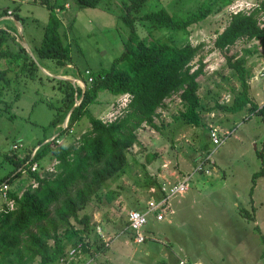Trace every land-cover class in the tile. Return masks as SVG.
I'll list each match as a JSON object with an SVG mask.
<instances>
[{"label":"rangeland","instance_id":"374dc122","mask_svg":"<svg viewBox=\"0 0 264 264\" xmlns=\"http://www.w3.org/2000/svg\"><path fill=\"white\" fill-rule=\"evenodd\" d=\"M201 1L146 0L134 13L136 34L131 39L135 42L155 38L170 40L177 45L185 42L192 45L203 43L191 61L193 67L198 58L204 63L202 74L196 78L199 124L188 125L178 118L182 104L177 94L164 99L163 106L157 109L159 116L154 119L157 124L161 122L163 126L159 131L146 125L138 128V142L128 149L122 172L106 180L104 186L98 190V198L93 197L86 203L84 211L90 215L95 230L100 233L98 225L102 223L105 228L103 238L96 241L97 249L91 248L89 252L74 257L66 264H161L158 261L161 259L170 264L169 251L168 257H163L160 249L149 252L147 256L143 253L151 238L156 236L154 231L146 232L143 229L147 233L145 235L143 231L148 241L145 242L146 245L135 246L131 233L125 228L127 211L144 206L150 196V187L155 186L158 179H173L172 175L184 174L193 167L199 156L211 149L207 140V129L210 127L220 129V132L228 135L211 154L209 173L201 178L194 175L188 182L198 198V204L191 207L190 214V223L199 225L198 230L192 234L194 242L198 249L204 247L208 252H216L214 246L219 247L217 251L220 253L213 255H217L218 260L221 259L219 264H264V257L261 258L264 254V175L255 179L251 193H248L251 174L260 167L255 150L260 147L264 124L257 114L249 111L248 105L235 113L215 106L216 103L229 104L239 91L233 71L224 65V56L238 57L243 54V49L252 51L245 61L248 69V94L257 105L264 103V76L259 75L264 62L263 47L259 46L257 41L243 39L237 40L222 51L212 47L216 33L225 26L230 12L248 9L261 0H233L220 11L189 25L187 34L171 33L163 29L157 31L149 28L139 17L143 12L158 6H163L174 14H182L195 9ZM63 7L55 9V12L60 19V35L69 50V60L66 64L58 67L52 62L37 61V58H34L35 62L31 58L35 65L32 78L26 75V70L18 73L21 59L14 61L6 70L7 83L4 85L0 102V175L13 168L6 155L28 154L30 159L37 148L34 145L38 139L53 137L59 129L65 127L67 114L57 126H47V123L61 112V96L64 94L59 89L63 87L58 84L59 80H66L73 87L82 89L85 87L83 79L87 77L84 70L97 72L107 67L109 61L123 48L122 42L128 33V27L119 17V0H100L95 7L80 6L73 0H65ZM1 9H10L9 15L16 14L14 19L20 26L18 28L12 21L16 37L14 42H8L9 48L15 50L17 43L26 51L22 45H27V49L33 54V48L40 42L48 10L36 0H0V11ZM5 25L0 21V27ZM5 64L6 60L0 59V69L5 68ZM41 67L48 69L45 71L48 75ZM126 101V94L113 96L105 90L99 91L96 102L88 105L87 115L105 121L112 119L119 114ZM88 128L89 124L84 115L69 129L68 134L59 137L58 143L73 145L80 133ZM150 153H153L152 158L146 160L147 154ZM53 163L52 159L43 156L32 161L29 169L34 167V171L43 174L51 171ZM182 167L187 169L183 171ZM3 183L5 188L0 187V208L2 204L10 206L6 190L20 192L33 181L28 173L19 167L10 175L9 181ZM105 191H113L116 194L111 199H106ZM187 198L190 201V197ZM82 211L79 210L78 213ZM74 225L78 226L76 223ZM155 225L158 230L165 232L184 229L178 222L159 221ZM254 227H257L258 232ZM259 233L263 242L259 241ZM117 238L121 241L119 244ZM124 239H127L130 245L128 252L131 250L125 259L112 249L113 243H117L114 244L117 248ZM109 241H112V244L104 247V243ZM249 241L254 243L253 248L248 250V253L243 252L242 248L247 249ZM211 243L214 246H211ZM223 247H226L225 250ZM164 249L167 252V249ZM171 250L178 254L176 246L171 247Z\"/></svg>","mask_w":264,"mask_h":264},{"label":"trees","instance_id":"16d2710c","mask_svg":"<svg viewBox=\"0 0 264 264\" xmlns=\"http://www.w3.org/2000/svg\"><path fill=\"white\" fill-rule=\"evenodd\" d=\"M36 1L48 13L40 42L33 49L32 55L37 61H48L62 67L69 60V50L60 35V19L55 9H63L65 0ZM73 1L80 6L95 7L100 0ZM119 1V17L128 27L120 53L109 61L107 67L97 72L85 69L88 73L83 79L85 87L82 94L79 87H73L66 80H59L57 83L63 86L59 89L64 94L61 96V112L47 126H56L69 111L65 127L45 142L48 137L38 139L34 145L37 148L30 159L28 154L18 156L12 153L5 156L13 168L0 175V187L3 182L9 181L10 175L19 167L28 173L33 183L20 192L6 190L10 206L2 204L0 208V264H66L67 251L77 244L81 255L91 248L96 250V241L101 240L102 234L95 230L90 215L84 209L91 198H98V190L106 180L122 172L128 149L138 142L136 130L146 125L159 131L163 124L154 121L159 116L157 109L163 106L164 99L173 94H177L182 104L178 118L188 125L199 124L196 78L202 74L204 63L198 58L193 67L191 61L203 43L192 45L185 42L177 45L170 40L155 38L132 42L136 34L134 13L146 0ZM232 1L202 0L195 9L182 14H174L158 6L143 12L139 17L149 28L157 31L163 29L171 33L187 34L189 25L220 11ZM5 11L1 9L0 16ZM15 37L13 26L0 28V59L6 60L5 68L0 69V102L7 83L6 70L14 61L21 59L18 73L26 70V75L31 77L32 71L35 72L31 56L19 44L16 43L15 50L9 48L8 42H14ZM239 39L257 41L263 47L264 57V0L248 9L230 12L225 26L216 33L212 47L222 51ZM251 52L250 49H243V54L238 57L224 56V65L233 71L239 91L229 104L216 103L215 106L235 113L248 105L249 111L257 114L264 124V103L257 105L248 94V69L245 61ZM88 77L90 80L87 81ZM102 90L113 96L127 95V101L120 108L119 114L106 121L87 115L88 105L96 102L97 93ZM79 97V103L74 105ZM84 115L89 128L80 133L75 144L58 143L59 137L68 134L69 129ZM263 150L264 135L259 149L255 150L260 167L251 174L248 193H251L255 179L264 175ZM43 156L54 161L51 171L38 174L30 170L31 162ZM152 156L153 153L147 154L146 160ZM161 181L158 179L154 187H158ZM104 194L106 199H111L116 193L105 191ZM79 210L83 211L79 214ZM253 229L258 232L257 227ZM258 238L263 242L260 233ZM60 258L62 261H59Z\"/></svg>","mask_w":264,"mask_h":264},{"label":"crops","instance_id":"0c3cea01","mask_svg":"<svg viewBox=\"0 0 264 264\" xmlns=\"http://www.w3.org/2000/svg\"><path fill=\"white\" fill-rule=\"evenodd\" d=\"M7 11L11 12L10 9H6L5 14L0 16V21L2 22V24H6L7 26L9 25V26L14 27V24L12 22V21H14L16 26L19 28L20 26H19L18 22L15 21V19H14V17H15L14 14L13 15H9V14L7 15L6 14ZM3 21H6V22H3ZM0 28H4V27L1 26ZM46 71H48V70H46ZM219 131H220V129H219ZM184 166H187V165H184ZM186 169L187 168L183 169V167H182L183 171H185ZM171 173L173 174V172H171ZM172 176H173V179H171V177H169L170 179L169 178L168 179L174 180L176 178L174 175H172ZM198 176H199V178L203 177L202 175H198ZM187 196L190 197V201L187 200L188 199ZM197 201H198L197 195L194 193V189H193V187H190V183H189L187 189L183 193L175 196L174 198H172L169 201V209L171 211L170 212L167 211L162 220H156L152 215H149L147 217V222L144 225L145 227H143V229H145L146 232H149L150 230L154 231L156 236L151 238L148 245L145 244V242L148 241V238L145 237L141 243H136L135 246L137 244H145L146 246H145L144 252H143L145 256L149 255V252L152 253V252L158 251L160 249L163 252V254H162L163 257H168L167 254L169 251L171 254V258H170L171 263L170 264H175L177 256L185 258L191 264H219L218 262L221 259L218 260L217 258H219V257L217 255L213 256L214 254L220 253L219 251H217V248L219 249V247H216L211 243V246H214V248L216 249V252H214V251L208 252V250H204V247L201 249H198L197 245L194 242V238H193L192 234L198 230L199 225H196L193 222L190 223L191 222L190 214H191V207L192 208L195 207V205L198 204ZM159 221H165L166 223H171V222L177 223L178 222V223H180V225H182L184 227V229H182V230H169L168 232L158 230L155 223H157ZM98 228H99L100 233L102 234V238H103V235H104L103 230H105L103 223H102V225H98ZM146 232L144 231L145 235L147 234ZM112 240H114V239H112ZM119 240L120 239L117 240L118 244H119V242H121ZM109 243L112 244V241H109L107 243L105 242L104 247H106V245L108 246ZM114 244H117V243L115 242L112 244L113 245L112 249H114L113 250L114 253H118V254L122 255L124 259L131 252V250H130V252H128V249H127L128 246H130L128 244L127 239H124V242L120 243V245L117 246V248L115 247ZM253 244H254L253 242L249 241L248 242V248L247 249L242 248L243 252H247L248 250L253 248ZM173 246L177 247L178 254L171 250V247H173ZM164 248L167 249V252L164 251L165 250ZM225 248L226 247H223V250H225ZM227 248H228V246H227ZM201 252H202V254H201ZM252 253L253 252H251V254ZM135 254H136V252H135ZM263 257H264V254L261 255V258H263ZM158 261L161 264H169L164 259H161Z\"/></svg>","mask_w":264,"mask_h":264},{"label":"built area","instance_id":"2783aa9c","mask_svg":"<svg viewBox=\"0 0 264 264\" xmlns=\"http://www.w3.org/2000/svg\"><path fill=\"white\" fill-rule=\"evenodd\" d=\"M9 13V11L6 12L7 15ZM87 72V70H84L85 74H87ZM259 75L264 76V62L260 67ZM88 80H90L89 77ZM227 135L228 133L224 134L216 128H208L207 140L211 149L206 151L202 156H199L198 159L195 160L193 167L184 174L175 176L176 178L174 180L163 178L158 187H150V196L143 207L140 209H129L127 211L125 228L131 233L133 242L141 243L144 240L143 227L149 215H152L156 220H162L165 213L171 211L169 209V201L187 189L189 180L192 179L194 175L206 176L209 173L210 165L212 164L210 156L214 150L223 143ZM31 170H34V167L31 168ZM2 187L5 188V185H2ZM67 255L68 257L65 263L74 257H78L80 255L79 244L70 248L67 251ZM59 261H62V259L60 258ZM175 264L191 263L185 258L177 256Z\"/></svg>","mask_w":264,"mask_h":264},{"label":"water","instance_id":"95a60500","mask_svg":"<svg viewBox=\"0 0 264 264\" xmlns=\"http://www.w3.org/2000/svg\"><path fill=\"white\" fill-rule=\"evenodd\" d=\"M22 45V44H21ZM23 47H25L26 48V52L28 53V55H30L31 56V58H33V60H34V57H33V55L31 54V52L27 49V47L26 46H24V45H22ZM35 61V60H34ZM36 62V61H35ZM41 70L43 71V72H45L46 70L44 69V68H42L41 67ZM46 73V72H45ZM46 75H48L47 73H46ZM62 78V77H61ZM63 79H66V78H64L63 77ZM82 91H83V88L81 89V94H82ZM81 94H80V97H81ZM80 97L75 101V103H74V105H76V104H78L79 103V100H80ZM68 113H69V111H68ZM68 113H67V115H68ZM51 137H49V138H47V139H45L43 142H45V141H47V140H49Z\"/></svg>","mask_w":264,"mask_h":264},{"label":"bare ground","instance_id":"6f19581e","mask_svg":"<svg viewBox=\"0 0 264 264\" xmlns=\"http://www.w3.org/2000/svg\"><path fill=\"white\" fill-rule=\"evenodd\" d=\"M72 81H76V82H79L78 80H74V79H71Z\"/></svg>","mask_w":264,"mask_h":264}]
</instances>
